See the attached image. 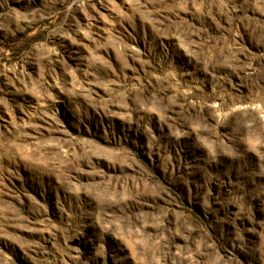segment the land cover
I'll use <instances>...</instances> for the list:
<instances>
[{"label": "rangeland", "instance_id": "obj_1", "mask_svg": "<svg viewBox=\"0 0 264 264\" xmlns=\"http://www.w3.org/2000/svg\"><path fill=\"white\" fill-rule=\"evenodd\" d=\"M0 264H264V0H0Z\"/></svg>", "mask_w": 264, "mask_h": 264}]
</instances>
